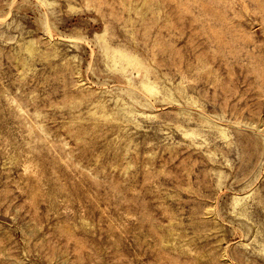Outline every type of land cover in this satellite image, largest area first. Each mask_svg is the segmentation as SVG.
<instances>
[{
	"label": "rangeland",
	"instance_id": "1",
	"mask_svg": "<svg viewBox=\"0 0 264 264\" xmlns=\"http://www.w3.org/2000/svg\"><path fill=\"white\" fill-rule=\"evenodd\" d=\"M0 264H264V0H0Z\"/></svg>",
	"mask_w": 264,
	"mask_h": 264
}]
</instances>
